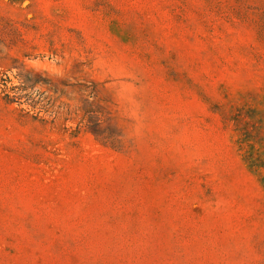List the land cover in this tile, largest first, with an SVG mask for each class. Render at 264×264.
Returning <instances> with one entry per match:
<instances>
[{
  "label": "rangeland",
  "instance_id": "rangeland-1",
  "mask_svg": "<svg viewBox=\"0 0 264 264\" xmlns=\"http://www.w3.org/2000/svg\"><path fill=\"white\" fill-rule=\"evenodd\" d=\"M0 264H264V0H0Z\"/></svg>",
  "mask_w": 264,
  "mask_h": 264
}]
</instances>
